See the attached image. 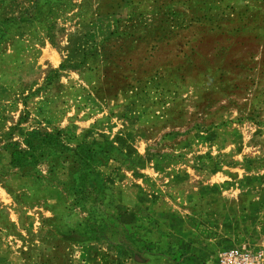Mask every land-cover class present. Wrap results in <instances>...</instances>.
I'll return each mask as SVG.
<instances>
[{"label":"rangeland","instance_id":"rangeland-1","mask_svg":"<svg viewBox=\"0 0 264 264\" xmlns=\"http://www.w3.org/2000/svg\"><path fill=\"white\" fill-rule=\"evenodd\" d=\"M264 252V0H0V264Z\"/></svg>","mask_w":264,"mask_h":264},{"label":"built area","instance_id":"built-area-1","mask_svg":"<svg viewBox=\"0 0 264 264\" xmlns=\"http://www.w3.org/2000/svg\"><path fill=\"white\" fill-rule=\"evenodd\" d=\"M217 264H264V252L246 248H228L218 253Z\"/></svg>","mask_w":264,"mask_h":264}]
</instances>
